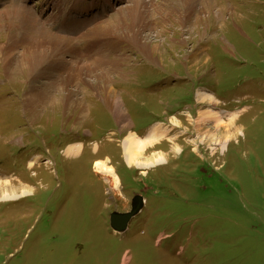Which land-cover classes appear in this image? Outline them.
<instances>
[{
	"label": "rangeland",
	"instance_id": "1",
	"mask_svg": "<svg viewBox=\"0 0 264 264\" xmlns=\"http://www.w3.org/2000/svg\"><path fill=\"white\" fill-rule=\"evenodd\" d=\"M90 3L102 15L77 30L57 27L65 11L79 16ZM105 24L115 33L105 53H121L119 34L144 55L116 86L89 66L117 60L90 63L75 54L87 29L98 27L96 39L107 34ZM0 32V90L12 91L0 100L9 104L0 109V264H264V0H0ZM44 39L74 47L60 53L56 46L40 71L35 54L49 53ZM42 82L65 89L49 90L56 102L43 109L27 107L40 133L31 141L18 104ZM94 88L113 89L121 110L138 114L140 132L165 120V136L144 138L143 155L130 163L134 122L128 114L130 124L122 123L83 90ZM71 90L88 107L96 101L92 116L103 130L93 138L69 142L67 129L94 126L89 110L79 118V110L65 109L61 96ZM115 118L122 133L110 139ZM45 140L56 156L41 164L33 154ZM136 195L147 204L115 231L111 213L130 211Z\"/></svg>",
	"mask_w": 264,
	"mask_h": 264
},
{
	"label": "bare ground",
	"instance_id": "2",
	"mask_svg": "<svg viewBox=\"0 0 264 264\" xmlns=\"http://www.w3.org/2000/svg\"><path fill=\"white\" fill-rule=\"evenodd\" d=\"M192 2V1H191ZM190 2V3H191ZM141 5V4H140ZM127 7V5H126ZM139 7V6H138ZM122 8V7H121ZM191 14V13H190ZM25 16V15H24ZM190 18V17H189ZM188 18V19H189ZM29 19V17H28ZM24 20V23L27 22V16H25V18H23ZM114 20V19H113ZM71 22H74L73 19L70 20ZM115 21V20H114ZM109 24V23H108ZM27 25V23H26ZM25 26V25H24ZM29 28V27H28ZM96 29H98V27H95ZM101 28V27H100ZM113 30V28H111ZM103 31V29H102ZM100 32V31H99ZM112 32V31H111ZM39 33V32H38ZM86 35V34H85ZM88 36V35H87ZM99 36V35H98ZM101 36V35H100ZM85 37V36H84ZM26 39V38H25ZM70 39V38H69ZM85 39V38H83ZM86 39H88L86 37ZM45 40V39H44ZM42 43L45 44L46 46V49L49 50V53H47V51H42L41 54H35L36 58H37V61L40 60L41 58L43 59V61L38 65V68L40 70V65L46 60V58H48L49 54H51L56 46L58 47V51L60 53H64L67 48H70L73 50V47H74V44L70 41H68L70 44H68V42H66L65 40V44H59L60 42H56V43H52L50 42L49 39H46L45 42L43 40H41ZM52 41V40H51ZM56 41V40H55ZM76 42V41H75ZM135 45V44H134ZM43 46V47H45ZM34 47V46H33ZM35 47H38V46H35ZM62 47V48H61ZM64 47V48H63ZM15 48V47H14ZM16 49V48H15ZM42 50H44L43 48H41ZM147 49V47H146ZM37 50H40V47H38L36 49ZM70 51V50H68ZM79 51V50H78ZM78 51L75 53L77 56H81V51L80 54L78 53ZM72 52V51H71ZM11 53V52H10ZM66 53V52H65ZM11 55V54H10ZM196 55V54H195ZM57 56V55H56ZM63 56V55H62ZM13 57V56H12ZM50 57V56H49ZM65 57V56H64ZM67 57V56H66ZM69 57V56H68ZM62 59V58H61ZM57 62V61H56ZM65 62V60L63 61ZM112 64V63H111ZM114 65V64H113ZM52 69V68H51ZM61 69V68H60ZM41 71V70H40ZM60 71V70H59ZM40 74V73H39ZM75 77V74L73 73L72 74V79H70L71 81L74 79ZM44 88V89H33L32 92H28V96H27V107H29V110L30 112L34 113L36 109H43L46 104H53L56 102V98L52 95V93L49 91H55V89H65L63 87V84H59V83H54V82H51V83H39L35 86V88ZM47 89H48V93H47ZM36 90V92H34ZM103 91L100 92V95L101 96V99L107 103L108 105L111 106V108L113 109V111L115 112V114L117 115L118 119L122 122V123H127V124H130L128 122V113L127 111H123L121 110V108L119 107L121 105V102L119 101V97L116 96V92L113 91V89H102ZM76 93V91H73L71 90V92L67 93L64 95L61 96V101L63 102H68L69 105L65 104V109H73V110H79V115L81 118V116L85 117L87 116V111L89 110V107L86 106L85 102L83 100H80V101H77L76 99H73L74 98V93ZM76 95V94H75ZM203 96L205 94H202ZM121 100V99H120ZM60 101V102H61ZM62 104V103H60ZM106 104V105H107ZM37 113V112H36ZM212 113V112H211ZM40 115V114H39ZM208 116V115H207ZM36 117V116H35ZM211 119H214L217 121L218 123V126H226V122L222 117V115H214L213 113L211 114V116H209ZM216 118V119H215ZM120 123V122H119ZM225 123V124H224ZM230 124V123H229ZM229 124H227V126H229ZM230 127V126H229ZM150 134H148V136L152 137V139H158V138H162L163 136H165V131L162 130L159 126V124L155 125L149 132ZM148 136H145V138H149ZM146 141L147 140H143V138L141 137H134L131 136L126 140V146H127V149H126V157L128 158V161L131 163L135 162V159H139L143 154H140L139 153V150H142L146 145ZM155 141H158V140H155ZM144 144V145H143ZM78 148V147H77ZM74 150V149H73ZM144 151V150H143ZM72 152V151H71ZM97 169L100 170V171H103V172H109V173H112V169L110 168H107L105 167L104 165L100 164V163H97Z\"/></svg>",
	"mask_w": 264,
	"mask_h": 264
},
{
	"label": "crops",
	"instance_id": "3",
	"mask_svg": "<svg viewBox=\"0 0 264 264\" xmlns=\"http://www.w3.org/2000/svg\"><path fill=\"white\" fill-rule=\"evenodd\" d=\"M122 58H124V61H128L129 59L131 60V56L130 55H127V56H124V57H122ZM127 73V72H126ZM108 76L110 77V75L108 74ZM85 92H86V94H87V96H89V97H91V95H93V96H99L100 95V92L99 91H97L95 88L94 89H83ZM118 90H120L121 91V94H123V95H126V96H128V99H129V101H133L135 98V96H133V93H134V91H131V90H129V89H116V91H118ZM135 90V89H134ZM29 92V91H28ZM123 95H122V97H123ZM98 99H100V101H103L102 99H101V96H99L98 97ZM89 101V103H88V105H89V114H90V117H91V120H92V124L94 123V126H93V131H89V130H83V131H80L79 129H67V131L69 132V134H71V136H72V138L70 139V141L69 142H80V141H82L83 140V138H85V137H94L96 134H98L101 130H103V127H102V125L100 124V123H95V118L92 116V113L93 112H96L97 111V108L95 107V106H90L93 102H96V101H94V100H88ZM104 103V102H103ZM8 106L9 104H1V110L3 111V106ZM17 105V104H16ZM18 105H20V109H23L22 111V116H23V118H24V120L26 121V122H28L29 123V125L31 126V123L33 124L32 125V128H33V133H32V135L30 134V133H26L25 135H24V137H26V138H28V139H30L31 141H34L33 140V136H35V133H38V135H40V133H39V131H38V129H39V127L38 126H36L35 127V122L34 121H30V119L27 117V99H25L24 101H22V102H20V104H18ZM108 107V106H107ZM109 108V107H108ZM127 109V110H126ZM126 111H127V113L130 115V117H131V119L133 120V122H134V128H133V131L136 133V135H137V137H140V135H144V133L145 132H140L139 130H138V127H137V121H136V119H135V116H137L138 117V114H132L131 113V111H130V109H128L127 108V106H126ZM109 112L111 111V109L109 108V110H108ZM112 113V112H111ZM113 114V113H112ZM3 115V114H2ZM114 116V115H113ZM116 119V118H115ZM133 122H132V126H133ZM114 123H115V125H116V129H114V131L112 132V133H114V134H112L113 136L115 135V134H117V133H122V128H123V126H122V124H120L119 122H118V120L116 119V120H114ZM1 125H3L4 127H8L10 130H11V127H12V125L5 119V118H3L2 117V120H1ZM109 129H113L112 127H110ZM109 129L106 131V133H108V131H109ZM113 136H111L110 137V139L111 138H114ZM144 139V138H143ZM46 140L45 141H43V145L44 146H46L47 147V144H46ZM48 143V142H47ZM49 150V153H48V157H50V158H52V157H55L56 156V153L55 154H53L52 153V151L50 150V149H48ZM33 156H35V158L37 157V158H39L38 156H41L38 160H40L39 162L41 163V164H45L46 162H43V159L46 157L44 154H43V152H41V153H35ZM148 202V201H147Z\"/></svg>",
	"mask_w": 264,
	"mask_h": 264
},
{
	"label": "water",
	"instance_id": "4",
	"mask_svg": "<svg viewBox=\"0 0 264 264\" xmlns=\"http://www.w3.org/2000/svg\"><path fill=\"white\" fill-rule=\"evenodd\" d=\"M144 205V197L142 195H136L133 199V204L130 211H115L111 214L112 227L118 231H124L127 228L130 220L142 210Z\"/></svg>",
	"mask_w": 264,
	"mask_h": 264
},
{
	"label": "flooded vegetation",
	"instance_id": "5",
	"mask_svg": "<svg viewBox=\"0 0 264 264\" xmlns=\"http://www.w3.org/2000/svg\"><path fill=\"white\" fill-rule=\"evenodd\" d=\"M24 196V195H23Z\"/></svg>",
	"mask_w": 264,
	"mask_h": 264
}]
</instances>
